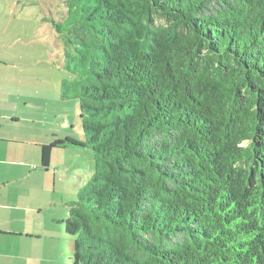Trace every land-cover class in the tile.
I'll return each mask as SVG.
<instances>
[{"label": "trees", "instance_id": "16d2710c", "mask_svg": "<svg viewBox=\"0 0 264 264\" xmlns=\"http://www.w3.org/2000/svg\"><path fill=\"white\" fill-rule=\"evenodd\" d=\"M89 147L74 264H264V0H64Z\"/></svg>", "mask_w": 264, "mask_h": 264}, {"label": "rangeland", "instance_id": "374dc122", "mask_svg": "<svg viewBox=\"0 0 264 264\" xmlns=\"http://www.w3.org/2000/svg\"><path fill=\"white\" fill-rule=\"evenodd\" d=\"M63 9L64 0H0V98L6 101L7 95L9 99L0 109L8 116L1 122L5 121L9 137L37 145L58 139L85 145L79 101L61 96L63 80L72 77L64 68V42L54 26ZM37 150L41 163V147ZM9 154L3 155L2 160L15 162ZM94 170L91 148L68 145L53 155L47 171L52 175L50 189L32 185L35 190L30 192L35 195L37 212L31 225L44 233L38 253L44 264H74L75 236L67 232L65 221L69 205L78 199L86 176ZM39 173L46 175V169ZM25 196L27 199V192Z\"/></svg>", "mask_w": 264, "mask_h": 264}, {"label": "crops", "instance_id": "0c3cea01", "mask_svg": "<svg viewBox=\"0 0 264 264\" xmlns=\"http://www.w3.org/2000/svg\"><path fill=\"white\" fill-rule=\"evenodd\" d=\"M5 98L6 101L0 98V108L2 103L7 104L8 96L5 95ZM7 117V113L0 109V164H7L4 167L0 166V264H44L38 253L41 240L45 237L39 227L31 225L37 208L35 195L30 191L35 190L32 186L34 183L39 187L41 185L44 190L50 189L52 175L47 171L50 170L52 162L46 169V175L39 173L43 166L42 162L40 163V151L37 150L38 146L48 142L37 145L21 140L22 138L9 137L10 131L6 129L5 121L1 122ZM57 150H54L53 155ZM6 154L15 157L16 161L10 163L11 160H2ZM21 155L27 157L19 159ZM26 167L30 169V173L26 172ZM35 171L37 173H34ZM56 177L54 174L55 183Z\"/></svg>", "mask_w": 264, "mask_h": 264}]
</instances>
